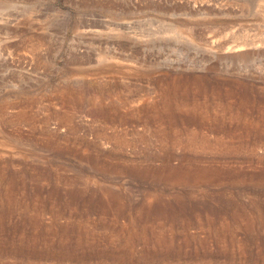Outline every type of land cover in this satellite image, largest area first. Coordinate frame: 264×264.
I'll list each match as a JSON object with an SVG mask.
<instances>
[{
	"label": "rangeland",
	"instance_id": "1",
	"mask_svg": "<svg viewBox=\"0 0 264 264\" xmlns=\"http://www.w3.org/2000/svg\"><path fill=\"white\" fill-rule=\"evenodd\" d=\"M254 1L260 5L255 7ZM250 10L264 12V0H0V143L10 136H21L24 145L0 150V190L11 179V194L19 203L14 215L0 221V250L3 243L7 248L6 253L0 251L5 254L0 264H26L11 255H29L35 246L45 254L31 264H264V156L260 157L264 153L261 150H264V133L256 142L260 144L256 147V152H261L258 156L228 154L219 147L216 150L212 144L208 145L210 148L201 146L202 149L191 151L183 146L165 147L155 140L161 129L147 119L151 115L149 109L141 112L140 102L132 104L140 107V111L129 112H135L132 120L123 123L104 119L102 115L94 116L89 111V102H96L98 98L107 103L115 97L136 100L145 94L152 101L148 105L159 106L160 95L173 90L185 100L197 101L199 107L208 111L215 109L208 112L212 115L220 112L219 104L225 102L226 92L239 94L246 90L250 98L247 108L259 116L264 110L261 109L264 107V68L256 61L237 57L241 51L231 53L216 48L209 36L211 31L223 38L232 27L251 26L250 20L244 17ZM125 12H130L127 17L122 15ZM127 22L136 34L168 31L167 34L175 33L177 37L174 41L170 39L169 44L150 47L151 57L147 54V59L145 49L138 44L120 45L121 49L109 38L119 30L115 24ZM260 30L263 31L258 28L255 34L254 31L249 34L261 36ZM177 38L178 43L180 40L183 43L178 44ZM129 49L145 55L143 60L136 55L141 61L137 59L140 62L127 65L135 70L138 63L149 62L150 75L124 76L105 67L114 61L103 57L105 51L122 59L131 52ZM57 114H66L69 122L61 123ZM42 126L50 132L48 138L42 135ZM262 126L261 122L263 130ZM98 131L104 135L97 138ZM204 131L211 136L210 130ZM114 133L125 135V144L108 138ZM45 137L48 148L42 145ZM166 149L172 150L170 163L174 166L190 159L218 170L221 179L233 176L234 180L169 187L153 182L152 178L142 182L124 172L104 173L98 168L100 162L124 168L157 167L160 166L158 156ZM105 186L124 194L133 209L149 194L145 209H153L159 203H164L165 209V204L171 203L174 210L187 214L173 221L174 224L169 218H149L153 227L162 225L165 235L173 239L172 246L161 248L138 242L132 248H121L106 242L103 239L106 233L101 227L110 228L115 224L108 225L110 220L101 219L97 212L84 217L87 208L83 200L91 190L99 192ZM83 189L87 190L81 196ZM176 195L188 197L185 211L174 201ZM2 197L1 190L0 201ZM22 206L29 207L25 213L28 218L39 213L40 227H32L29 221L23 224L26 217L19 210ZM59 211L61 214L54 220V214ZM239 211L242 215L237 217ZM79 220L84 222L81 228L87 230L86 237L78 242L77 232L71 228L65 237L67 240L64 238L61 242V226L74 227ZM117 223L131 227L126 218H120ZM247 224L254 225L250 231ZM33 232L43 235L47 242L33 245L17 239L33 236ZM216 233L224 234L220 236L223 242L216 240Z\"/></svg>",
	"mask_w": 264,
	"mask_h": 264
},
{
	"label": "bare ground",
	"instance_id": "2",
	"mask_svg": "<svg viewBox=\"0 0 264 264\" xmlns=\"http://www.w3.org/2000/svg\"><path fill=\"white\" fill-rule=\"evenodd\" d=\"M254 2H256L254 4L255 7L260 5V3L258 1H254ZM129 13L125 12L122 15L127 17L129 15ZM130 15H134V14H130ZM240 16H242V15H240ZM244 17L246 19H248V21L250 20L249 24L252 27L251 26H249V27L242 26V27H239L238 29H236V28L234 29L232 27V29L228 30L227 34L223 33L224 34L223 38H221V37L218 38L217 35L214 34V32L210 31V33L213 34V35H211V34L209 35L211 42L216 46V48H218L224 52H231L232 53V52L241 51L238 54V56L236 55L237 57H239L240 59L256 61V63H258V66H260V67L262 66V68H264V12L252 10L251 12L247 13ZM115 25H116V27H118L119 30L117 33L115 32V35L109 36V38L114 39V41L119 44V47L127 46L129 44H138V46L142 47V49L143 48L145 49L144 52L147 56L146 57L147 59H148V55L150 56V51H151V50H149L150 47H154L155 45H158V44H162V45L169 44L168 41L170 39H173V41H174L175 38L177 37V35L175 33L172 35L167 34L168 31H167V33L165 31H156V32L151 33L147 30L148 31V32L146 31L147 34L143 33V32H142V34H136L133 31H131L132 27H131V25H129L128 22L127 23H121V24L118 23V25L117 24H115ZM165 28L166 27L162 28V30H164ZM258 28L263 29V31L260 30L262 32L261 36L258 35V33L256 35H253V36L249 34V32H252V31H254V34H255V30H258ZM170 32H171V30H170ZM130 33L132 35H130ZM180 34H178V35L180 36ZM179 38L181 39L182 37H179ZM185 38H187V37H185ZM178 40L179 39L177 38L176 39L177 43H178ZM181 41L182 40H180L179 43ZM182 43L183 42H181V44ZM129 46H131V45H129ZM183 46H185V45H183ZM122 47H121V49H123ZM186 47H188V45ZM124 48H126V47H124ZM129 48L131 49V47H129ZM126 49L128 50V48H126ZM130 49H129V51L132 52V50H130ZM131 52L124 54L122 59H119V57L113 56L109 50L105 51L103 57L105 59H108V60H114L112 63H109V66H105V67H109L113 72H115L117 74L124 75V76H148V75H150V73H149L150 71L147 69L150 66V65L147 66L149 62L146 64L142 63V62L138 63L137 64L138 67L135 70H133L132 68L129 67V65H131V64H135L137 62H140L141 58L143 60V56L145 55L142 53H141V55H137L134 52H132V53ZM136 55L140 56V57L142 55L143 56L141 58H139V57L136 58ZM137 59H140V61H138ZM147 59H145L146 62L148 61ZM122 62H126V63H122ZM124 64H126V65H124ZM127 64H129V65H127ZM139 64H141V65H139ZM255 67H257V64L254 65V68ZM175 93H173V90H172V93H166V92L164 93L163 92L159 97L160 98L159 99V106L157 104H155V106H153L152 105L153 103L151 105H148L149 104L148 101H150L151 99L146 94L142 95L141 97H138L136 100L133 98H130V97H123V96H122V98L115 97L116 99H110L107 103L104 102V99L98 98V100H96V102H93V101L89 102L88 101L89 104L91 105V107H89V111L94 116L102 115V117L105 116L104 119L107 117L108 120L118 121L120 123H123V122H127L129 119L132 120L131 115L135 114V112L138 113L140 111V107L142 109L141 112L146 110V109H149V112H151V115L149 114V116H148L149 118H147V119L149 121H153L154 123H156L157 124L156 126L161 129L160 131L158 130L159 132L156 134L155 140L159 141L165 147L168 145L171 147L172 146H183V147L190 148L191 151H193L195 148H197V149L201 148V146H202V148H204L205 146H207V148H210V147H208V145L212 144V145H215V146H213L214 148L217 147L216 150L219 147V149H221V150L223 149V151H225V153H228V154H236V155L242 154L243 155V153H246L249 155H254V156L257 155L258 156V154L261 153V152H258V153L256 152V150H257L256 147L260 145V144L257 145L256 142H258V140L260 139V137L263 136V133H264L263 132V130H264L263 126H262L263 130L261 129V122L264 123V110L260 114L257 113V114H259V116H257V117L252 114L251 109L247 108V105H249V102H250V98L247 97L248 93L246 90L241 91V93H239V94H235L233 91H228L225 94V91H224L223 93L225 94L224 95L225 102L222 104H219L220 112L214 113L212 115H209L210 113L208 114V112H210L211 110L208 111L205 108L198 106V104H197L198 102L196 101V99H197L196 97H193V98H195V101L197 103L194 102L193 100L192 101H190L188 99L185 100V99H183V97L181 98L180 96H177ZM178 93L180 94V92H178ZM217 93H218V91H217ZM122 94H124V93H122ZM181 94H183V93H181ZM210 94H212V93L210 92ZM186 95H184V96L186 97ZM188 97H186V98H188ZM212 98H213V96H212ZM214 98H215V95H214ZM214 98H213V100H214ZM206 100H208V99H206ZM136 101H137V103L140 102V105H141L140 107H138V106L133 107L134 105L132 106L133 102H136ZM150 102H152V101H150ZM218 103H220V102H218ZM206 105H204V106H206ZM143 106H145V107H143ZM122 108L125 111L121 112L120 110ZM212 108H214V107H212ZM254 108H255V106H254ZM259 108H261V106ZM261 109H264V107ZM214 110L211 112H214ZM132 111H135V112L130 114L129 112H132ZM123 114H125V115H123ZM58 116L60 118L61 123H68L69 122V118L66 116V114H64V115L59 114ZM18 117L22 118V117H24V114L23 115L21 114V116L18 114ZM26 118H28V116ZM134 118H136V117L134 116ZM57 119H58V117H57ZM46 121H47V119H46ZM46 121L44 123H46ZM60 122L58 121V123H60ZM46 126H47V124H46ZM204 129L210 130L211 136L208 135L207 132L204 131ZM116 130L117 129L115 128V132H116ZM41 132H42V135L44 134V136H47V138H48V136L51 135L50 132H47V130L43 128V126L41 127ZM214 132L216 133V135H213ZM236 132H238V133L236 134ZM98 133H99V131H98ZM220 134H222V136H225L226 138H228V140L225 137H222L223 139H221V137H219ZM99 135L102 136L104 134L102 132H101V134L99 133L97 135V138ZM118 135L119 134L114 133V134H111L109 137L107 135V137L115 140L116 143H118V144L124 143L125 140H127L124 137L125 135H119V136ZM105 137L103 136V138H105ZM246 137L252 138L253 140H250V139L246 140L245 139ZM47 138L42 142V145L44 147L46 146L48 148L49 146L46 143ZM22 140H23V138L21 136H16L14 138H11V136H10L9 139L4 140V142L0 143V150L3 151L7 147L11 148V149H13V148L18 149V148H20V145H23ZM121 141H123V142H121ZM157 141H156V143H158ZM104 143H105V141H104ZM162 145H160V146H162ZM163 146H162V149L164 150L165 148ZM213 147H211V150ZM160 149H161V147H160ZM258 150H260V148ZM261 150L264 152L263 149H261ZM208 151H210V150H208ZM31 154H33V152H31ZM220 154H222V153L220 152ZM172 156H173L172 150L166 149V152L164 154H162V156H158L160 166H157V167H152V166L149 167L148 166L146 168H137L135 166H133V167L129 166V167L124 168V167H119L116 164L100 162L101 165L99 164L98 168L101 171H103L104 173H107L106 171H111V173L124 172L126 174H129L131 177H134V178H136L142 182H144L147 178H152L153 182L162 183V184L169 186V187L194 186V185H198L202 182L214 183L217 180L226 181L229 179V178H227V179L219 178L220 172L218 170L212 169L209 166H201L199 164V162H196V161H193L190 159H183V161H181L179 164L174 166L173 164L170 163L172 160ZM261 156H264V153H261L260 157ZM248 158H249V156H248ZM12 159H13V157H12ZM11 164H12V162H11ZM161 171L163 172V175L160 174ZM259 176H261V174ZM230 179L232 180L233 176ZM230 179L228 182L231 183ZM256 180H258V179H256ZM11 185H12V180L10 179L8 182V186H5L4 190L1 189L2 193L4 195V198L2 197V200L0 201L1 202L0 203V221H3V222H4V220H6V218H9L12 215H14V213L16 212L15 210L19 206V203L15 202L16 198L14 197V195H12L13 190L11 188ZM86 190L87 189H85V191ZM99 190H100L99 192H97V191L93 192V190H91V192L88 193V197L86 196V198L83 199L84 203L86 205V208H87L84 217H87V214H89V213L97 212L98 214H100L101 219L105 217V218H108L110 220L111 224H108V225L115 224L114 227H110V228L104 227V226L101 227L106 233V234H103V235H105L103 237V239L106 242L116 243V246L121 247V248H132L138 242H140V243L144 242L147 244L149 242L152 244V246H153V244H155V246L161 247V248H170L172 246L173 239L169 238L168 236L165 235V231L163 230L162 225H159L157 227V224H156V226L153 227L154 224H150L151 222L149 221V218L152 216H155L154 218L157 217V219L169 218L170 222L173 223V221H175V220L183 219L184 216H186L187 214L184 215V214H181L180 212L174 210V207L172 206L171 203L165 204V206H166L165 209L162 208V206H164V203H162V204L159 203L153 209H149V208L145 209L147 207L146 203H148L147 200L149 199V196H150L149 194H146V199L143 201L142 204L134 206V209H133L132 208L133 206L131 205L130 201L124 197V194L122 195L120 192H117L116 190L113 189V187H112V189L108 188V187L106 188V186H105V188L100 187ZM85 191L83 189V191L81 190L79 194H81V196H82V193H85ZM187 198L188 197H186L185 195L174 196V201L176 203H178V206H179L178 208L182 211H185L187 209V202H188ZM32 205H34V203H32ZM28 208H29L28 206H22L19 208V210L20 209L23 210V213H22L23 218L26 217V219L25 218L23 219V221H24L23 224H25L27 221H29V223L32 227H36V228L40 227V222H39V218H38L39 213L36 212L37 214H35V215L31 214L32 216L30 218H28V216L25 215L26 210H28ZM68 208H69V206H68ZM191 208L193 209V207H191ZM34 209H36V208H34ZM41 212H43V211H41ZM51 213H54V212H51ZM60 214H61L60 211L58 212V214H54V220H56V217H58ZM192 215H195V214H192ZM236 215H237V217L241 216L242 211L237 212ZM120 218H126L129 225H131V227L127 228V227L123 226L124 224H121V225L118 224L117 222ZM81 221L82 220H79L76 223V225H74V227L72 225L71 226H67V225L61 226L60 239L59 240H61V242H64V238L67 236V233L69 232V230H71V228H74V230L77 232L76 236L78 238L77 239L78 242L81 241L82 237L85 238L86 234H87V230H84L81 228V227H84V222H81ZM250 221H251V219L248 220V222H250ZM170 222L168 224H172ZM116 223H117V225H116ZM244 223H245V221H244ZM251 223H253V222H251ZM189 224H190V222H189ZM189 224H187V225H189ZM105 225H107V224H105ZM134 225H135V227H134L135 229H133ZM253 226L248 225L247 229L250 231V229H252ZM172 227H174V226H172ZM244 229H246V228H244ZM108 232H110V233H108ZM228 233H230V232H228ZM223 235L224 234L216 233L215 234L216 240H219V242L222 240V242H223L224 238H221V237H223ZM225 235H226V232H225ZM17 237H18V235H17ZM109 237H111V238H109ZM44 238L45 237L43 235L33 232V236H26V237L21 236L20 239L19 238H17V239L19 241H25L27 243H31L33 245L34 244L40 245V243L47 242L46 239H44ZM225 238H226V236H225ZM187 239H189V238H187ZM230 239H229V241H230ZM186 240L184 241V243L187 242ZM13 241H14V238L12 239V242ZM229 241H228V243H229ZM230 242H233V241H230ZM198 243L200 244V241ZM185 244L187 245V243H185ZM147 246H144V247H147ZM229 246H230V243H229ZM0 251H3L6 253L7 248L5 247L4 243H3V248ZM32 251L33 252L29 253V255L22 254V252H18V251H12L10 253L16 252V253L22 254L21 257L18 255H11V257L13 259L17 258V257L21 258L22 260H24L26 262V264H31L33 262H37L40 260V258L42 259L44 257L43 254H45V252L39 251L38 249H36V246ZM4 255L5 254L1 253L0 259ZM6 260H7V258H6ZM206 264H207V262H206Z\"/></svg>",
	"mask_w": 264,
	"mask_h": 264
}]
</instances>
